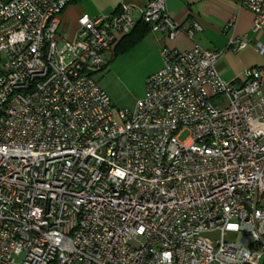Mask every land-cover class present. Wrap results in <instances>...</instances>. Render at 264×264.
Listing matches in <instances>:
<instances>
[{"label": "built area", "instance_id": "1", "mask_svg": "<svg viewBox=\"0 0 264 264\" xmlns=\"http://www.w3.org/2000/svg\"><path fill=\"white\" fill-rule=\"evenodd\" d=\"M74 1L0 3V264H264V65L227 82L221 52L163 47L144 97L116 109L95 77L135 9L82 14L70 40ZM241 5L264 30V0ZM136 10L169 39L200 31L166 0Z\"/></svg>", "mask_w": 264, "mask_h": 264}, {"label": "crops", "instance_id": "2", "mask_svg": "<svg viewBox=\"0 0 264 264\" xmlns=\"http://www.w3.org/2000/svg\"><path fill=\"white\" fill-rule=\"evenodd\" d=\"M0 1L6 2L7 0ZM148 1L77 0L68 5L59 15L57 29L61 36L71 40L78 28L77 19L82 14L90 18L107 17L117 13L122 4L130 5L135 9L133 12L135 27L141 22L136 9L143 8ZM166 12L177 25L189 28L192 23H195L200 26V31L195 32L191 38L181 32L172 39L167 38L163 32L150 31L142 38L140 44L149 46L151 52L159 58L160 68L162 61L159 51L163 47L182 52L194 46H199L202 50L209 52H221L215 63L218 76L227 82L238 81L242 78L241 74H244V71L257 69L264 65V54H259L253 48L257 42L264 45V30L257 33L252 32L253 14L241 5V0H166ZM242 37L249 45L242 51H233L232 42ZM106 66L102 72L107 70ZM100 75H96V80Z\"/></svg>", "mask_w": 264, "mask_h": 264}, {"label": "rangeland", "instance_id": "3", "mask_svg": "<svg viewBox=\"0 0 264 264\" xmlns=\"http://www.w3.org/2000/svg\"><path fill=\"white\" fill-rule=\"evenodd\" d=\"M141 41L123 54L106 55L107 70L96 80L116 109L133 110L136 102L144 97L146 78L160 68L159 58L149 46L140 44ZM188 136L189 133L184 132L179 141Z\"/></svg>", "mask_w": 264, "mask_h": 264}, {"label": "trees", "instance_id": "4", "mask_svg": "<svg viewBox=\"0 0 264 264\" xmlns=\"http://www.w3.org/2000/svg\"><path fill=\"white\" fill-rule=\"evenodd\" d=\"M150 32L149 26L144 23H138L129 34H127L118 45L115 47L112 55L115 57L118 54H123L139 43Z\"/></svg>", "mask_w": 264, "mask_h": 264}]
</instances>
